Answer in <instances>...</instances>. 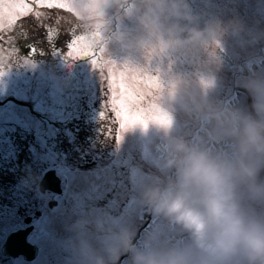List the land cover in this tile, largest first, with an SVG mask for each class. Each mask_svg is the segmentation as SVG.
Wrapping results in <instances>:
<instances>
[{"label": "rangeland", "instance_id": "obj_1", "mask_svg": "<svg viewBox=\"0 0 264 264\" xmlns=\"http://www.w3.org/2000/svg\"><path fill=\"white\" fill-rule=\"evenodd\" d=\"M63 2L86 23L70 41L85 36L88 56L70 57V41L65 48L55 47L56 63L63 69L57 73L16 51L0 54L5 158L17 137H28L18 126L36 136L24 151L29 158L22 164L25 178L9 183V193L0 199V231L18 222L14 212L20 185L36 182L30 163L34 151L46 159L45 169L56 168L63 194L55 195L57 205L45 208L38 220L43 233L33 234L32 240L42 247L39 255L32 261L0 255V264H142L146 253L181 246L188 239L180 225L155 212L144 196L155 182L171 177L167 160L172 143L183 138L229 154L235 148L230 120H264L259 109L264 101V0ZM126 69L157 80L148 103L167 123L149 118L147 127L136 124L121 131L117 121L114 157L102 167H74L72 157L52 152L48 138L76 115L71 112L81 99L87 96L95 111L111 72L119 81ZM36 189L33 196L42 197L40 207L54 198Z\"/></svg>", "mask_w": 264, "mask_h": 264}, {"label": "clouds", "instance_id": "obj_2", "mask_svg": "<svg viewBox=\"0 0 264 264\" xmlns=\"http://www.w3.org/2000/svg\"><path fill=\"white\" fill-rule=\"evenodd\" d=\"M264 112V101L259 105ZM232 153L177 138L166 182L144 192L154 211L180 225L187 242L146 253L142 264H264V120L229 121Z\"/></svg>", "mask_w": 264, "mask_h": 264}, {"label": "trees", "instance_id": "obj_3", "mask_svg": "<svg viewBox=\"0 0 264 264\" xmlns=\"http://www.w3.org/2000/svg\"><path fill=\"white\" fill-rule=\"evenodd\" d=\"M38 11L41 13L39 18L29 15L19 21L9 33H0V35H5V39L0 41V54H5V50H13L16 53L29 56L34 61L47 64L51 71L60 73L63 69L56 63L59 57L54 55V48H65L76 34L84 30L86 23L67 9L39 8ZM45 25L48 27L46 28ZM57 30L58 35L54 34L50 41L49 33H55ZM50 61L53 62L48 64ZM106 88L107 90L101 93L102 99H100V105L95 106V111L88 97L82 98V104L78 106L77 111L76 106L71 112H75L76 115L61 123L56 135L48 138L47 144L50 145L52 152H59L64 158L67 157V160L72 157V161L77 162L72 165L74 167L99 166L108 163L114 157L117 119L108 103L106 106H102L109 100L108 84ZM101 113H105L108 118L102 117ZM112 117H115V121H112ZM18 128L28 137L25 140L20 135L17 137V141L12 142L9 158H5L3 151L5 148H2L0 144V197H2L0 199L2 200L5 199V191L9 193L10 184L13 181L20 182L25 178L26 174L22 164L27 163L29 158L24 151L28 149L27 143L30 138L36 137L32 129L19 126ZM16 156H19L18 160L14 159ZM33 156L30 163H33V172L36 174L37 181L40 173L45 169L47 161L35 151Z\"/></svg>", "mask_w": 264, "mask_h": 264}, {"label": "snow or ice", "instance_id": "obj_4", "mask_svg": "<svg viewBox=\"0 0 264 264\" xmlns=\"http://www.w3.org/2000/svg\"><path fill=\"white\" fill-rule=\"evenodd\" d=\"M38 8L69 10L70 3H65L63 0H0V33H9L19 21L29 15L39 18L41 13L37 10ZM45 27L48 26L45 25ZM58 33V30L55 33L50 32L49 40L51 41V37ZM4 39L5 35H0V41ZM86 41L87 38L83 35L70 41L68 48L71 51L68 55L72 58L88 56L91 47ZM93 63L98 64V61L93 59ZM109 80L108 106L112 112H115L121 131L136 124L147 127L149 118L160 123H167V118L154 114L157 110L148 103L150 93L159 86L157 80L133 69L121 72L119 81L116 75L111 72ZM101 115L106 117L105 113H101ZM120 137L122 138V136Z\"/></svg>", "mask_w": 264, "mask_h": 264}, {"label": "flooded vegetation", "instance_id": "obj_5", "mask_svg": "<svg viewBox=\"0 0 264 264\" xmlns=\"http://www.w3.org/2000/svg\"><path fill=\"white\" fill-rule=\"evenodd\" d=\"M2 148H5V147H2ZM14 155H16V154L14 153ZM14 159H15V157H14ZM104 165H106V163L103 165H99V167H102ZM96 167L97 166H94L92 168H96ZM45 170L46 169H44L42 171V173ZM42 173L40 174L38 180L36 181L37 183L34 182V183L26 185L25 181H24V184L22 183L20 185L21 188L17 190L18 197L21 196V200L18 201L20 203L17 205V209L14 212L15 217L18 218V222L17 223L15 222V224L10 226L7 230H1L0 231V255L2 256L3 260H5V258H15V259L24 258V260H26V261H32L39 255V253L42 249L41 245L38 242L32 240L33 234H39L40 233V235H41L43 233V229L39 226L38 220L42 217L43 211L45 208L53 207V206L57 205V203L59 202V199H57L56 196H58L60 198H61V196H63V194L61 193L62 192L61 179H60L61 189L59 192L52 190L50 188H46L44 190H41L39 188V179H40ZM36 185L38 186V188H39L38 191L40 193H43V194L48 193L50 195H54L53 196L54 198H52L50 200L48 205H46L44 203L45 204L44 206H41V207L39 206V199L42 197L39 196L36 198V196H33V195H35V191L37 190ZM15 189H13L12 192L15 191ZM25 194L26 195L28 194V196H25ZM15 227L27 229L25 238H26V241L30 245L28 244V246L20 247V248H22L23 251H19V252L13 253V254L12 253L5 254L1 251L2 244L5 240V236L7 235V233L12 228H15ZM31 247L35 249V254H32ZM15 250H19V247H18V249L15 248ZM1 262H3V261H1ZM101 264H112V263L103 262Z\"/></svg>", "mask_w": 264, "mask_h": 264}, {"label": "water", "instance_id": "obj_6", "mask_svg": "<svg viewBox=\"0 0 264 264\" xmlns=\"http://www.w3.org/2000/svg\"><path fill=\"white\" fill-rule=\"evenodd\" d=\"M39 185L42 190L46 188H50L52 190H55L57 192L60 191L61 186H60V178L56 174V171L54 168H49L44 171L42 174L40 180H39ZM26 230L24 228L20 227H15L12 228L7 235L5 236V240L2 244L1 250L5 254H10V253H16L19 251H23L22 246H28V242L26 241ZM30 245V244H29ZM19 250H15V248ZM31 247V251H32Z\"/></svg>", "mask_w": 264, "mask_h": 264}, {"label": "bare ground", "instance_id": "obj_7", "mask_svg": "<svg viewBox=\"0 0 264 264\" xmlns=\"http://www.w3.org/2000/svg\"><path fill=\"white\" fill-rule=\"evenodd\" d=\"M39 188H40V185H39ZM41 189V188H40ZM42 190V189H41Z\"/></svg>", "mask_w": 264, "mask_h": 264}]
</instances>
